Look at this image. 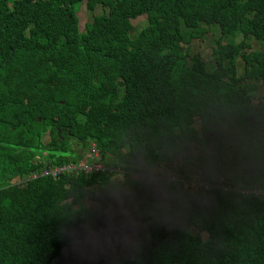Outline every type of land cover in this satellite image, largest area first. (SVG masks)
Instances as JSON below:
<instances>
[{
    "label": "trees",
    "instance_id": "trees-1",
    "mask_svg": "<svg viewBox=\"0 0 264 264\" xmlns=\"http://www.w3.org/2000/svg\"><path fill=\"white\" fill-rule=\"evenodd\" d=\"M81 1L0 0V264H264V0Z\"/></svg>",
    "mask_w": 264,
    "mask_h": 264
},
{
    "label": "rangeland",
    "instance_id": "rangeland-1",
    "mask_svg": "<svg viewBox=\"0 0 264 264\" xmlns=\"http://www.w3.org/2000/svg\"><path fill=\"white\" fill-rule=\"evenodd\" d=\"M87 3L88 0H84V4L83 5H78L77 6V10L80 11V22H81V31H85L88 24L90 22L93 21V14L95 13L96 15H103L105 13H107V11L104 8L99 7L98 9H96V11L94 13H91L89 11V9L87 8ZM132 24L134 26V29L131 32V38H134L142 29H144L147 25H149V19H147V17H141L137 20H132ZM219 37V33H217L215 30L212 33H207L205 34V36L203 37V39L199 42L197 41H193L192 43V50L195 51H200L204 57L206 58H211L212 53H213V46H214V41L215 38ZM227 42L228 40H222V43ZM199 43V44H198ZM221 43V44H222ZM253 43L255 45V47H261L262 44L260 43V41L257 40H253ZM250 84H257V83H250ZM254 91L256 94H258L259 96H264V84H260V86H254ZM49 140L48 136L44 137V142L47 143ZM89 152L86 154V158L82 160L81 164L83 165V163L86 161V159H89ZM165 173H167V170L165 169ZM228 190V188H227ZM85 203H87L90 207L95 208L97 203L96 202H91L89 200H86ZM123 226H125L126 228H132L126 221H122L121 223ZM201 237L202 239H204L205 241L208 240V233H201Z\"/></svg>",
    "mask_w": 264,
    "mask_h": 264
},
{
    "label": "clouds",
    "instance_id": "clouds-1",
    "mask_svg": "<svg viewBox=\"0 0 264 264\" xmlns=\"http://www.w3.org/2000/svg\"><path fill=\"white\" fill-rule=\"evenodd\" d=\"M84 4V0H82L81 1V3L79 4V5H83ZM88 5H89V0H88V3H87V8H88ZM99 8V6L97 7V8H95V10H94V12L96 11V9H98ZM102 8V7H101ZM76 9H77V6H76ZM90 11V10H89ZM91 12V11H90ZM94 12H91V13H94ZM79 14H80V11H78L77 10V15H78V18H79V22H80V16H79ZM93 15H96L95 13L93 14ZM93 22V21H92ZM92 22H90V23H92ZM89 23V24H90ZM88 24V25H89ZM88 27V26H87ZM80 28H81V22H80ZM82 32H84V31H82ZM253 40H255V39H252V41ZM257 41H260V40H257ZM228 42V41H227ZM226 42V43H227ZM260 43H261V41H260ZM185 44H187L186 42H185ZM262 44V43H261ZM255 46V45H254ZM262 47V46H261ZM210 65H212V64H210ZM94 149H96V150H98L99 151V153H100V162L104 165V169L106 168L105 167V163L103 162V157H102V154H101V152H100V150L97 148V145L96 144H92V146H91V148H90V150L88 151L89 152V159H86V161L83 163V165L84 164H93L96 160L94 159V158H92V155H94V153H93V150ZM90 160V161H89ZM82 162V161H81ZM80 162V163H81ZM67 165H76V164H74V163H67V164H64L63 166H56L55 168H54V177L55 178H58L59 177V175H62V174H65V173H68V174H79L80 172L81 173H84V174H93V173H98V172H100V171H102V170H100V171H98V172H91V173H86L85 171H83L81 168H78V169H74V170H70V169H67L66 168V166ZM77 166H82V164H80V165H77ZM103 169V170H104ZM115 169L114 168H111L110 169V171H114ZM45 174H48L49 172H44ZM224 190H227V188L225 187H222ZM259 191H264V190H258L257 192H259ZM256 192V193H257ZM258 194V193H257Z\"/></svg>",
    "mask_w": 264,
    "mask_h": 264
},
{
    "label": "built area",
    "instance_id": "built-area-1",
    "mask_svg": "<svg viewBox=\"0 0 264 264\" xmlns=\"http://www.w3.org/2000/svg\"><path fill=\"white\" fill-rule=\"evenodd\" d=\"M94 155H92V158H94L96 161L93 164H84L82 166L77 165H67L66 168L70 170L81 168L86 173L91 172H98L100 170L104 169V165L100 162V153L98 150H93ZM258 194H261L264 196V191L257 192Z\"/></svg>",
    "mask_w": 264,
    "mask_h": 264
}]
</instances>
